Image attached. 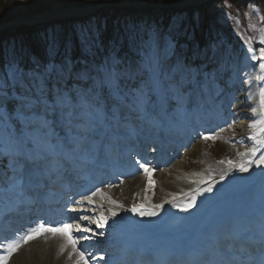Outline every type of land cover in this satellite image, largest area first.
<instances>
[{
	"label": "snow or ice",
	"instance_id": "6c2138e0",
	"mask_svg": "<svg viewBox=\"0 0 264 264\" xmlns=\"http://www.w3.org/2000/svg\"><path fill=\"white\" fill-rule=\"evenodd\" d=\"M129 39L137 47L139 55L134 67L125 64L115 54V49L114 54L91 68L87 64L77 68L70 58L59 64L53 60L45 67L43 73H28L29 82H25L26 74L17 65L7 66L6 75L0 77V94L6 95L8 87L22 90L19 96L20 104L14 112L21 128L17 131L8 126V117L0 113V160L7 161L11 173L7 186L0 185V194L22 201L27 195L26 190L43 187L51 174L61 170L67 171L69 166H74L82 158V153L89 150L88 133L98 126L105 125L109 120L118 125L123 108H133L144 113L147 106L151 105L164 111L171 107L183 111L194 92L210 90L223 83L224 76L227 75L228 69L226 67L221 69L215 64L213 57L209 55L210 49L197 50L193 53L194 59H186L176 56V43L173 38L162 37L156 30L134 34ZM261 40L264 41V35L261 36ZM81 42L87 48L95 45V39L88 35L82 36ZM55 48L56 41L53 40L52 49ZM261 51L264 52V49ZM255 79L261 81L264 77L257 76ZM49 81H55L51 89V98ZM69 81H75L71 88L67 87ZM129 81L132 82V86H128ZM105 92L107 98L111 100L110 107L105 100ZM259 97L261 111H264V87L259 89ZM57 111L62 126L67 129L69 135L66 140L57 138L53 142V133L49 131L51 125L49 115H56ZM252 111L255 113L256 109L253 108ZM258 123L264 124V118ZM251 126L255 127L256 124ZM260 130L264 131V128ZM202 138L205 141L217 139L214 135L207 134ZM258 151V148L250 147L238 155L255 157ZM256 162L258 165L264 164V155L259 156ZM228 163L237 167L240 172L248 171V166L243 163L237 165L232 161ZM140 166L148 178V188H151L153 185L151 174L154 169L147 164ZM206 190L212 191L211 187ZM97 195L112 204H117V201L99 188L84 199L88 204H94L93 197ZM194 203L193 197L182 210L188 211ZM131 210L141 216L156 214L154 211H142L136 206ZM109 211L112 216L117 215L115 211L111 209ZM107 219V216L101 213L98 219L87 215L77 216L75 224L37 222L26 231L22 239L6 245V253L0 256V264H7L9 257L23 244L45 234H51L53 237L59 235L64 241L60 245V253L71 247L68 257L72 259L75 256V264H88V257L84 251L77 248V244L80 240L90 239L83 233L93 230L89 226L81 225L79 221H87L88 225L96 224L97 227H102L107 223ZM73 228L81 233L79 237L71 234ZM115 243L118 249L124 244L123 250L127 255L134 254V248L125 244L118 236ZM2 247L5 245L0 244V248ZM207 252L210 258L195 264H264V220H261L259 225L237 224L212 233L208 239ZM113 264L140 262L117 256Z\"/></svg>",
	"mask_w": 264,
	"mask_h": 264
},
{
	"label": "rangeland",
	"instance_id": "374dc122",
	"mask_svg": "<svg viewBox=\"0 0 264 264\" xmlns=\"http://www.w3.org/2000/svg\"><path fill=\"white\" fill-rule=\"evenodd\" d=\"M125 0H121L119 3H123ZM156 1V0H152ZM226 0H223V2ZM233 2V0H230ZM232 2H226L225 8H222L219 12L222 15H227L228 17L225 18L227 21L229 20V23H233L235 21V17L230 18V12L228 13L229 9H233L232 7ZM117 5V3H114L113 0H0V15H3L5 13L8 15V19L6 21H3L0 23L2 24H7V23H12L15 21H18L20 19L22 20H29L26 18H29L30 16H37L39 13H45V12H50L54 8H68V7H77V8H82V7H91L90 12L91 14L85 16V17H78V18H59V19H52V20H47L45 22H37L32 25H22L21 23L13 25L9 24L8 26H4L0 30V35L1 33H9L11 37H13V34L17 33L19 30H23L25 27H41L39 25H47V24H55L58 30L57 34V39L56 41V48L54 50L56 56H62L63 57H58L54 59L56 63H61L63 62L66 58H70L76 65L77 68L84 67L85 64H87L90 68L95 64L92 61L84 62L83 60L79 59L81 54H97V53H105L107 49V55L110 56L113 53V50L115 49L116 55L119 56L118 50H116L115 46V32L114 34L110 33L106 27L108 25L107 22L105 21L109 19L108 15L113 16V11H112V6ZM121 6V5H120ZM223 6V5H222ZM123 7V6H121ZM143 8V7H142ZM140 10H144V8ZM147 9V8H146ZM169 10V9H168ZM234 10V9H233ZM233 10H231L233 12ZM160 11L159 9L154 10L152 13L153 16L159 15L160 16ZM170 14L172 13V10H169ZM245 12L247 16H249V22L248 25L253 28L255 25H257V22L260 21L261 16L258 14H255L250 8H245ZM108 13V14H107ZM40 15V14H39ZM99 17H102V22H104L105 29H99L98 22L96 21ZM100 19V18H99ZM232 24L230 25L232 29L234 30V26ZM59 26V27H58ZM37 27V28H38ZM90 27V29H89ZM94 27V28H92ZM51 28V27H50ZM237 28V34L239 32L238 27ZM235 28V29H236ZM39 29V28H38ZM36 29V30H38ZM52 29V28H51ZM48 30L47 32L51 33L53 30ZM164 26H153L151 29L147 28L145 31H150V30H156L162 37H167V33L164 32ZM56 30V29H54ZM167 32V31H166ZM254 32V31H253ZM42 34L36 35V37H27V38H19L17 40V45H18V53L16 54V57L18 59H12V60H5L3 53H1L2 50V43L3 40H1L0 36V77L6 75V70L7 66L9 64H15L19 67V69L25 73V82H29V77L27 76L28 73H43L45 67L52 62L51 60H45V58L40 57V53H38L37 49L40 48L37 46L38 44L35 42L42 40V37L44 40L47 39V35H44V31L41 32ZM165 33V34H164ZM256 33V32H255ZM84 35L91 36L95 39V45L91 48L85 47L82 42H81V37ZM262 36V35H261ZM45 37V38H44ZM50 37V36H49ZM4 39V38H3ZM5 41L7 40L6 38L4 39ZM51 42L52 41H48ZM8 44V42H6ZM15 40H13V44L9 45V52H15L17 48H15L14 45ZM246 43L252 44V42L247 40ZM180 46V45H179ZM178 46H176L177 48ZM193 48V47H192ZM186 49V46H180L178 49H176V56L179 57L180 54L185 53L188 50H192L193 52H196L197 50L192 49ZM204 49H210L212 53H218V52H226L229 54H234L236 55V59L239 61V63L242 61V65L244 66L240 74H239V81L237 83L238 87L240 86V90L242 92H246L248 87H254L256 90L257 94L259 95V89L261 87H264V80L258 81L255 79L257 76H262L264 77V52L261 51V49H264L262 46H258L254 44V52H250L247 48L240 46L237 44V42L233 41L232 44L228 45L225 44L224 42L215 44L210 47H205ZM203 49V50H204ZM2 50V51H1ZM209 51V52H210ZM25 52V53H33L35 56H31L32 58H21L20 55ZM67 55V56H65ZM250 56L253 58V60H250L248 58ZM30 57V56H27ZM138 60H139V56ZM78 58V60L76 59ZM120 58L125 62V64H131L132 61L129 56L123 57L120 56ZM23 60L26 62V64H22L19 66L18 62L20 60ZM81 60V61H80ZM137 60V61H138ZM229 84L232 81V78L228 80ZM244 81H248V83H245ZM52 82V87L55 85V81H49V83ZM75 83V81H69L67 84L68 88H71L72 85ZM132 84V82H131ZM228 85V83H227ZM63 86V85H62ZM205 92V91H202ZM6 95L5 94H0V113L4 114L7 119V125L13 127L14 124L19 123L16 121L15 116H13L14 120L9 119L10 114L15 112V109L18 107L20 104L19 96L22 94V90L19 88L13 89L11 87H8L6 89ZM15 97V103L8 101V97L10 96ZM51 91L49 92V97L51 98ZM240 94V93H238ZM19 100V101H18ZM105 100L108 103V105H111L110 100L107 98V94H105ZM230 100V99H229ZM260 97L258 96L257 100L258 101V107L261 110V106L259 103ZM224 102L223 100H221ZM19 102V103H18ZM196 103V102H194ZM194 108V107H192ZM244 108V107H243ZM255 108V107H253ZM159 107H153L151 105L147 106L146 112L144 113H150L152 112H157L159 111ZM188 109V107H187ZM252 108L250 106L246 105L244 113L239 112L235 116L232 122H229L231 119V116L228 119H225V125L218 127L214 131H209L204 133L207 135H214L217 137L215 140H208L205 141L202 138L198 139L195 142L196 146H199V148L202 150L203 157L205 161L207 162V167L211 168L212 170H217L219 169H230L232 165H229L228 161H232L233 164H237L238 162H244L245 165L248 166V168H257L259 165L257 164L258 157L261 155H264V137H263V131L260 129L257 131H252V126L254 123H256V119L253 117L250 118H242V115L240 114H246L251 111ZM182 112V111H181ZM253 112V111H251ZM264 112V111H263ZM180 114L179 110H176L175 107H171L167 110V115L175 116ZM57 117L59 118V114L57 111ZM237 116V119H236ZM155 118V117H154ZM264 118V117H263ZM185 119V118H184ZM184 119L182 120V125L185 124ZM49 120L52 122H56V119L54 120V115L49 116ZM61 123V122H59ZM20 124V123H19ZM21 126V125H20ZM244 127L242 132H240V128ZM124 129H127V127H124ZM55 126L50 125L49 131H51L54 134ZM61 130H67L65 127L61 125ZM256 142H255V141ZM250 147H256L259 149L255 157H252L250 155L248 156H241L238 155V153L245 152L247 148ZM194 151V148L190 151V153H187L186 155L180 157V159L176 160V162L173 163V165H170L169 167L163 169L167 170L169 177H172L177 174L178 172V165H182L184 163H187L191 166L196 163L197 161V156L196 153H192ZM220 161H225L224 163H220ZM177 164V165H176ZM174 165L177 167V169H174ZM151 168V167H150ZM162 171H156L154 170L152 172V181L153 185L150 188V191H152L153 198L156 200L164 201L167 200L165 197V194L159 193V182H158V174L159 172ZM231 172V170H229ZM240 172V171H239ZM238 172H236L237 174ZM241 173H246V172H241ZM180 176V175H179ZM183 177V175H182ZM177 180V179H174ZM177 182V181H176ZM223 184V183H221ZM219 184L218 186H220ZM211 185L206 184L204 186L205 188H209ZM212 191L207 193H204L203 195H214V190L215 188H212ZM167 191L174 192L173 190H170V188L166 189ZM202 195V196H203Z\"/></svg>",
	"mask_w": 264,
	"mask_h": 264
},
{
	"label": "bare ground",
	"instance_id": "6f19581e",
	"mask_svg": "<svg viewBox=\"0 0 264 264\" xmlns=\"http://www.w3.org/2000/svg\"><path fill=\"white\" fill-rule=\"evenodd\" d=\"M125 1L133 2V3L139 2L135 0L134 1L125 0ZM151 2L153 1L150 0L148 4L142 5L141 7H145V6L151 7L152 4ZM188 4H190L189 1L183 0L174 5L177 7L182 5L185 6ZM152 7L154 6L152 5ZM90 8L91 7L77 8L71 6L68 8H54L50 12L39 13L40 15L38 14L37 16H30L29 18L26 19L45 22L47 20L59 19V18L84 17L87 15V13H89ZM20 21H22V19L18 20L17 24H19ZM9 24L11 25V23ZM189 56L190 55L186 53L185 55H180L179 58L183 57L187 59L190 58ZM227 60L228 61H226L224 65L223 64L219 65L218 61L214 59L215 64L218 65L221 69H224L225 67L228 69L227 75L224 76L223 83H219L217 84L218 86L217 85L215 86L218 88L214 89L213 91L209 90L208 92L206 91L202 92V94L201 93L192 94L189 103L191 109L192 107L196 108L195 104H193L192 102L195 96H199L201 98L200 100L201 102H203V100H206L207 98H210V100L208 101L210 102L212 100L213 101L209 106L206 107L205 105L203 109L198 110L196 114L190 117L188 128H192L191 125L192 126L203 125L205 119L211 121L212 119H214L216 111H222L221 113L224 114V118L228 117L229 115L231 116L233 113L234 115L236 114L238 115L239 112L244 113L246 112L244 110L246 105L250 106V108L252 109L253 107H255L256 112L255 113L251 112L252 111L251 109L250 112L246 114H240V116L242 115V118L244 119L246 117L247 118L253 117L254 119H256L255 120L256 126L251 128L253 132L257 131V129L259 130L261 128H264V124L258 123L264 117V112L259 109L257 104L258 101H256L259 95L257 94L254 87H248L245 93L241 91V93L238 94V91H240V87H238L237 85L239 78H237L236 72L238 71L240 65L237 64L235 66H232L234 62H238L237 59H234L233 62L232 59L231 60L227 59ZM134 64H132L133 67L135 66ZM229 75H232V81L230 82L231 86L227 91L223 92V87L225 86V82H226L225 80ZM214 91L216 92V95L221 96L220 99L224 97H228V98L231 97L232 99L233 97H235L232 99L233 103L232 101L230 103L231 108H228L229 111L227 112L225 111L226 105L228 104L226 98H224L223 100L224 102H219L220 99L218 101V97L214 95ZM215 103H218V105H216L214 108H211L212 106H214ZM230 109L233 110V113L230 112ZM126 110L128 109L123 108L122 110L123 116L125 117L124 119L125 121H129L130 119L132 120L136 119L130 116L128 113H126ZM11 116H14L13 113H11ZM142 125L145 126L147 124L142 123ZM151 127L152 128H150V132H153L154 127L153 126ZM243 129L244 127L242 126L239 131L242 132L241 130ZM188 131H190V129ZM262 133L264 137V131ZM188 150L184 151L183 154L186 155L187 153H190L191 150L190 151ZM194 152L196 153V156L198 158L196 163L193 164V166L184 163L182 165H178L177 166L178 169H177V167L174 165V169H177L178 172L176 175L173 176V178L169 177L168 172H166L167 170H163V172H159L158 174V182H159L158 191L161 194V196L162 194L173 196L177 192L178 194H182V196L185 197L182 200H177L170 207L166 208L165 209L166 212L163 215H161V217H163L166 222V229L164 231L162 230V228L159 230L162 231L163 233L168 234L169 232L172 231L175 232L178 231L180 236L182 237L193 234L195 233V231L198 230L199 227H201V225H203L204 221H208L209 218L204 219L207 215H208L207 217H210L212 215H216L222 209L228 210L229 206L231 204H236L241 196L243 197L242 199H244L246 202L248 201L250 202V199H252L254 201L253 205L254 204L260 205V203L263 204L264 202V171L262 170L264 164H259V166L254 169L248 168V171L246 173L239 172V169L234 166H231V168L227 170L219 169V168L217 170H212L211 168L207 167V162L205 161L202 154V150L199 148V146L196 145L194 146V151H192V153ZM241 163L245 164L244 162L241 161L238 162L237 164H241ZM229 170H231V172H229ZM236 172L238 173L236 174ZM222 174H223V178H222ZM145 176L146 175L144 174L142 177L131 178L130 179L131 181L127 180L126 183L124 184L123 190L114 189V190L104 191V193L107 194V196H110L115 201H117V203H121L119 205H123V208H126L127 205H125L124 199H126L127 204L140 199V196L138 195L136 190L142 187V184L145 181L144 180ZM206 184L211 185L210 187L212 188H215L214 195L212 196L207 195V197H202V196L196 197L193 206L189 208L188 211H183L182 210L183 206L191 202L193 199V196L187 198L186 195H189L190 191L192 190H193L192 193L194 195L207 193L206 190L207 188L205 187L202 188L203 186H206ZM219 184L221 185L218 186ZM168 188L176 192L170 194L171 191L166 190ZM133 193H136V195H133ZM95 197L93 198L95 201L94 204H88L86 201L85 206L89 210H92V215L95 216L96 219H98L100 214L103 213L108 218L107 222L108 221L112 222V226L110 227V229L109 228L105 229L104 226H106L107 223L104 224L102 227H100L103 233L112 236L113 234L116 233L117 227L120 225V222H122L123 220L130 221L133 219L132 212L129 209H127L128 213H124L118 210L117 211L112 210L111 205L113 204L110 203L107 199H102L99 195ZM101 205H103V207H101ZM145 206L147 205L145 204ZM110 209L112 211H115L117 215L112 216L111 211H109ZM175 212L176 215H173ZM135 220L136 219L134 218L133 221L135 222ZM63 243L64 241L63 239L60 238V236H56L48 239H39L38 241L28 244L27 249L25 247L20 248L8 259L7 264H68L67 258L69 252L67 251V248L62 254L60 253V245Z\"/></svg>",
	"mask_w": 264,
	"mask_h": 264
},
{
	"label": "trees",
	"instance_id": "16d2710c",
	"mask_svg": "<svg viewBox=\"0 0 264 264\" xmlns=\"http://www.w3.org/2000/svg\"><path fill=\"white\" fill-rule=\"evenodd\" d=\"M134 1V0H131ZM135 1H145V0H135ZM162 2L166 3L172 0H161ZM114 3H119L121 0H113ZM226 2H232L230 0H226ZM223 5V6H222ZM232 8L229 9L228 13L230 12V18L233 19L234 15L240 19V23L243 24V28H239V31H242L243 36H254L256 37V40L259 41L261 39V32L264 34L262 26L264 24V20L259 25H255V27L251 28L248 25L249 22V16H247L245 12V8H250L253 11H264V0H233L232 2ZM225 8V3L223 0H211L209 3H205L203 5H200L199 7H188L185 9H177L173 10L170 14L168 9H163L160 11V16L156 15L153 16L152 13L154 10H137L132 8H122L119 6H116L113 4L112 11L113 16L108 15L109 19L105 18L108 25L106 29L114 34L115 32V46L116 50H118L119 53L123 52H131L136 53L137 47L133 45L130 42L129 37H131L134 34H142L145 32L147 28L151 29L153 26H157L158 24H163L167 30V35L171 36L175 40V43H179V41H189V40H195L202 43L205 42H211L212 40H215V38H227L232 39L231 37L234 35L235 31L230 26L233 23H229L230 21L225 18H227V15H222L219 11L222 8ZM233 10V12L231 11ZM153 11V12H152ZM108 14V13H107ZM5 13L3 15H0V23L3 21H6L8 19ZM264 17V16H263ZM100 18V19H99ZM96 21H99V29L104 30L105 24L104 22L101 23L103 20L102 17H99ZM104 21V20H103ZM41 27H25L22 31L19 30L17 33L13 34V37L9 33H1V40H3L2 43V50L5 60H12V59H18L16 57V54L18 53V45L17 40L19 38H27V37H36V35L42 34L41 32L44 31V35H47L48 40H44L42 37V40L35 42L38 44L40 48H38L37 52L40 53L39 55L46 60H54L58 57H55L56 54L54 50L52 49L51 42L57 39V32L59 28L56 27L55 24H47V25H39ZM234 26V25H233ZM39 29H38V28ZM52 29H51V28ZM59 27V26H58ZM94 28V27H92ZM38 29V30H36ZM53 30L51 33L47 32L48 30ZM56 29V30H54ZM90 29V27H89ZM254 31V32H253ZM256 32V33H255ZM237 33V31H236ZM50 36V37H49ZM235 36V35H234ZM7 40L5 41L4 39ZM45 38V37H44ZM13 40H15L14 46L17 48L15 52H9L8 48L9 45L13 44ZM8 42V44L6 43ZM86 54V53H85ZM81 54L80 57L83 58H99L101 54H92V55H85ZM30 56V57H27ZM31 56L33 53H25L23 52L20 57L21 58H32ZM67 56V55H65ZM20 60V59H19ZM19 66L22 64H26L25 61L20 60L18 62Z\"/></svg>",
	"mask_w": 264,
	"mask_h": 264
},
{
	"label": "water",
	"instance_id": "95a60500",
	"mask_svg": "<svg viewBox=\"0 0 264 264\" xmlns=\"http://www.w3.org/2000/svg\"><path fill=\"white\" fill-rule=\"evenodd\" d=\"M181 1H183V0L172 1V2H169V3H166V4H162L160 2H156V3L155 2H151L152 3L151 6L153 5L155 8L156 7H167V6H169V7H175V8H177V7H188V6H199V5H201V4L205 3V2H208L209 0H187L190 3L188 5H185V6L182 5V6H177V7L174 5V4H177V3L181 2ZM125 2L126 1H124L122 4L120 3V4H117V5H119V6L121 5L123 7L124 6H127V7H131V8H139L142 5L148 4L150 1L134 2V3L133 2H126L125 3ZM37 22H40V21H34V20H30V19L29 20H22V21H20V23L23 24V25H32V24H35ZM9 23L0 25V30L4 26H8ZM12 23L14 25H16L18 23V21H15V22H12Z\"/></svg>",
	"mask_w": 264,
	"mask_h": 264
}]
</instances>
